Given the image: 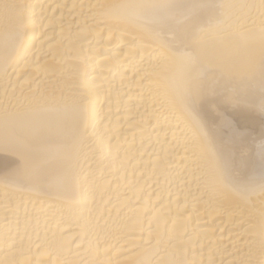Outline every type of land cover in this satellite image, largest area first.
I'll return each mask as SVG.
<instances>
[{
  "label": "bare ground",
  "instance_id": "6f19581e",
  "mask_svg": "<svg viewBox=\"0 0 264 264\" xmlns=\"http://www.w3.org/2000/svg\"><path fill=\"white\" fill-rule=\"evenodd\" d=\"M0 264H264V0H0Z\"/></svg>",
  "mask_w": 264,
  "mask_h": 264
}]
</instances>
